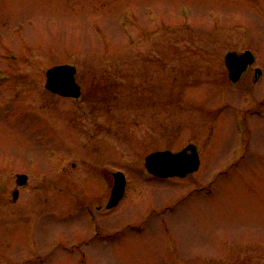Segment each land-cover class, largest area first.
<instances>
[{"label": "rangeland", "instance_id": "obj_1", "mask_svg": "<svg viewBox=\"0 0 264 264\" xmlns=\"http://www.w3.org/2000/svg\"><path fill=\"white\" fill-rule=\"evenodd\" d=\"M246 49L262 75L233 84ZM61 63L82 97L47 88ZM190 143L192 175L145 171ZM100 168L127 196L69 214ZM18 171L53 200L29 223L3 215ZM0 264H264V0H0Z\"/></svg>", "mask_w": 264, "mask_h": 264}, {"label": "water", "instance_id": "obj_2", "mask_svg": "<svg viewBox=\"0 0 264 264\" xmlns=\"http://www.w3.org/2000/svg\"><path fill=\"white\" fill-rule=\"evenodd\" d=\"M252 61H254L252 51L248 50L242 54L229 52L226 56V62L230 68L231 79L238 81ZM77 71V67L69 63L50 67L47 70V88L64 96H81L82 88L75 77ZM146 166L150 172L161 177L186 176L190 172L196 171L200 166L198 148L195 144H190L178 152L172 150L152 152L146 157ZM119 174L123 173H117V175ZM26 179V174L20 175V182H24ZM124 188V180L118 177V185L114 189L109 207L118 202Z\"/></svg>", "mask_w": 264, "mask_h": 264}, {"label": "flooded vegetation", "instance_id": "obj_3", "mask_svg": "<svg viewBox=\"0 0 264 264\" xmlns=\"http://www.w3.org/2000/svg\"><path fill=\"white\" fill-rule=\"evenodd\" d=\"M257 67L255 66V62L250 64L247 68V70L244 72V74L242 75V77L240 78V80L236 83L232 82L233 84H238L240 83V81L243 79V76L251 71L253 72L252 74V78L253 80L256 82L260 79L261 75L260 73L257 72ZM234 87V86H232ZM103 168H106L105 166H103ZM100 168L102 171L101 173H98V176H94L92 177L94 180V184H90V188L91 190L84 192V202L82 205H79L78 202L77 204H75V208L73 209L71 207V203H72V188L69 185H66V189H67V195L69 197V205H68V213L69 214H86L88 216L93 215L94 214V209L98 210L99 212H103V213H109L110 210L114 207H116L117 205H119L122 200L127 196L128 193V188L132 186V181L131 178L129 176V173L123 169V171L126 173V177H127V182L125 185V191L123 193V197L121 198V200L119 201V203L113 207H108V204L110 203V199L113 195L114 189L115 187L118 185V177L116 175V171H119L121 169H115V170H111V169H103ZM71 172H68L67 174H69ZM20 174H27V179L24 182H20ZM105 174V175H104ZM193 174V173H192ZM190 174V175H192ZM188 175V176H190ZM187 176V177H188ZM29 174L28 172L25 171H18L17 175H16V184L12 187V188H7L6 190H8V194L9 197L6 198L3 201V204H7V205H12L15 204L16 206V212L12 211V210H4L3 215L5 217L10 218L12 221L17 220L20 222V224L24 221V222H30L32 220V218L39 214V213H45V212H51V208L53 204H48L50 202V198H46V196L44 197V201L48 202L46 204H44L43 206H47L48 209L47 210H41V204L42 202H44L41 198H43V194L40 193L41 188H39L38 185H36L35 187H30V183H29ZM52 181V180H50ZM69 183V182H68ZM70 185H72V182L69 183ZM48 185L53 186L55 188L54 182H50L48 183ZM33 186V184H32ZM127 186V189H126ZM52 187V188H53ZM39 190V192H38ZM183 190V189H182ZM187 193V192H186ZM186 194L183 193V196L181 198V200L185 199ZM53 201V200H51ZM180 202V201H178ZM55 203V202H54ZM80 207V208H79ZM167 208H173L171 205H169ZM73 209V210H72ZM154 210V209H153ZM3 216V217H4Z\"/></svg>", "mask_w": 264, "mask_h": 264}, {"label": "bare ground", "instance_id": "obj_4", "mask_svg": "<svg viewBox=\"0 0 264 264\" xmlns=\"http://www.w3.org/2000/svg\"><path fill=\"white\" fill-rule=\"evenodd\" d=\"M58 94V93H57ZM60 95V94H59ZM62 96V95H61ZM65 97H69V96H65ZM20 175H22V174H20ZM27 175V174H26ZM126 189H127V186H126Z\"/></svg>", "mask_w": 264, "mask_h": 264}, {"label": "trees", "instance_id": "obj_5", "mask_svg": "<svg viewBox=\"0 0 264 264\" xmlns=\"http://www.w3.org/2000/svg\"><path fill=\"white\" fill-rule=\"evenodd\" d=\"M195 80H198V79H195ZM194 83H197V81H196V82H194Z\"/></svg>", "mask_w": 264, "mask_h": 264}]
</instances>
